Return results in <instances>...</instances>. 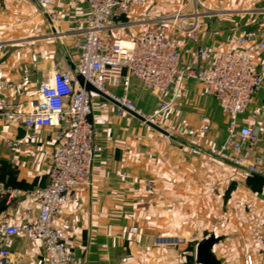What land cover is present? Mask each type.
<instances>
[{
	"label": "crops",
	"instance_id": "crops-1",
	"mask_svg": "<svg viewBox=\"0 0 264 264\" xmlns=\"http://www.w3.org/2000/svg\"><path fill=\"white\" fill-rule=\"evenodd\" d=\"M194 2L200 11L198 25L193 39L180 36L182 59L191 57L199 45L218 56L235 49L240 37L264 31V0ZM175 7L161 10L148 3L139 22ZM48 10L61 18L56 29L34 0H0V80L18 82L28 69L21 94L0 88L7 102L26 100L50 70L73 72L79 61L76 45L70 47L76 31L65 19L85 16V1L51 0ZM256 61L264 63V51ZM110 90L124 95L132 109L147 118L160 104L134 81L126 93L120 85ZM163 98L168 100L170 93ZM118 108L112 98L95 93L92 109L101 150L92 162L91 185L79 187L55 218L56 224L78 218L69 231L75 254L85 264H201L196 245L212 234L217 241L210 251L218 264H243L244 253L252 256L253 264H264L256 240L264 223V179L190 151L191 145H216L226 134V116L203 84L184 81L169 107L152 116L168 134L122 108L117 113ZM203 116L210 126L199 132ZM237 122L264 133V77L263 89ZM19 127L0 120V179L28 191L46 182V159L56 142L49 127L22 137ZM8 140L20 143L10 147ZM257 149L264 152V138ZM37 214L36 202L25 192L0 198V220L18 224ZM9 264H47L41 242L13 237Z\"/></svg>",
	"mask_w": 264,
	"mask_h": 264
},
{
	"label": "built area",
	"instance_id": "built-area-1",
	"mask_svg": "<svg viewBox=\"0 0 264 264\" xmlns=\"http://www.w3.org/2000/svg\"><path fill=\"white\" fill-rule=\"evenodd\" d=\"M50 1L34 0L56 29L61 18L48 10ZM84 1L88 11L85 16L65 19L76 31L79 61L74 71L53 68L35 93L22 102H7L0 97V120L20 126L31 135L37 128L49 127L56 142L47 155L44 184L22 191L0 179V198L10 199L25 192L38 206L32 221L17 224L0 220V264H9L13 237L41 242L47 264H85L75 254L69 234L78 218L55 223L58 211L75 198V191L91 185L92 162L101 150L92 109L95 92L78 83L77 73L96 90L129 108L132 105L126 97L116 96L110 88L120 85L126 93L134 81L159 100L153 115L169 107L184 81L201 82L226 116V134L216 145H191V153L215 157L264 179V152L257 149L264 133L237 122V116L263 89L264 63H258L256 56L264 51V31L240 37L235 49L218 56L199 45L191 57L182 59L180 36L193 39L198 25L200 11L194 0H181L171 11L142 22L131 38L116 37L112 31L124 29L127 23L122 18L149 0ZM23 73L18 82L0 80V88L21 94L28 69L24 68ZM166 93H170L168 100L163 98ZM153 115L148 119L154 121ZM209 126V119L203 116L197 131L206 132ZM19 143L6 141L10 147ZM256 240L264 254V223ZM243 264H253L249 253H244Z\"/></svg>",
	"mask_w": 264,
	"mask_h": 264
},
{
	"label": "water",
	"instance_id": "water-1",
	"mask_svg": "<svg viewBox=\"0 0 264 264\" xmlns=\"http://www.w3.org/2000/svg\"><path fill=\"white\" fill-rule=\"evenodd\" d=\"M73 70V68H72ZM74 71V70H73ZM75 78L78 81V83L83 86L86 90L88 91H93L95 93L101 94L103 96L108 97L107 95L103 94L102 92L96 90L92 85H90L89 83L85 82L82 75L80 74H75ZM122 109L126 110L127 112L131 113L132 115H134L135 117H137L138 119H140L141 121H143L144 123H146L147 125H149L150 127H152L153 129H155L158 132H161L163 134H168V132L163 129L162 127H160L159 125H157L156 123H154L151 119H148L147 117H145L144 115H141L138 111L129 108L117 101H115ZM25 134V130L22 127L18 128V136L22 137ZM165 242H173L176 241V239H165ZM217 241V238L214 235H209L208 237H206L205 239H203L202 241H200L199 243H197L196 245V260L201 263V264H218L217 259L212 255L210 249L213 245V243H215Z\"/></svg>",
	"mask_w": 264,
	"mask_h": 264
},
{
	"label": "rangeland",
	"instance_id": "rangeland-1",
	"mask_svg": "<svg viewBox=\"0 0 264 264\" xmlns=\"http://www.w3.org/2000/svg\"><path fill=\"white\" fill-rule=\"evenodd\" d=\"M150 1H148L146 4H144L140 7H135L132 10H130L129 13H127L122 18V21L127 23L125 28L124 29H121V28L114 29L112 31V34L114 36L120 37V38L134 37L135 34L140 29L139 17H140L141 11L144 10V8L146 7V5H148V3L158 4L160 6L161 10H166L169 7H171L172 5L177 6L181 0H152V2H150ZM74 45H75V43L74 44L72 43V44H70V47H73ZM206 94L209 95L208 93H206Z\"/></svg>",
	"mask_w": 264,
	"mask_h": 264
},
{
	"label": "bare ground",
	"instance_id": "bare-ground-1",
	"mask_svg": "<svg viewBox=\"0 0 264 264\" xmlns=\"http://www.w3.org/2000/svg\"><path fill=\"white\" fill-rule=\"evenodd\" d=\"M154 122V121H153Z\"/></svg>",
	"mask_w": 264,
	"mask_h": 264
}]
</instances>
